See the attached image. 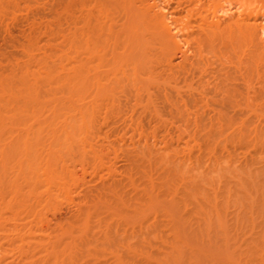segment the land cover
<instances>
[{"label": "bare ground", "instance_id": "obj_1", "mask_svg": "<svg viewBox=\"0 0 264 264\" xmlns=\"http://www.w3.org/2000/svg\"><path fill=\"white\" fill-rule=\"evenodd\" d=\"M29 3H31L30 0H0V18H6L4 23L8 22L7 19L13 22L15 17L17 18L15 13H18L19 7L22 8L23 4L26 10ZM54 3L51 24L48 25V22L46 24L44 21V28L42 26L44 24L41 25V21H39L40 24L38 22L41 17L38 20L33 17L36 22L32 21L31 26L28 19L26 28L31 26V29L28 30L29 32L26 29L27 34H23V40L15 43L18 47L17 50L14 49L15 53L11 50L12 53L8 56L6 54L5 57L4 53V55L0 54L2 55L0 58L3 57L0 59L2 60L0 61V237L2 236L5 243L7 239L10 240L9 233L13 237L22 235L18 236V239L15 236V241L10 240L6 245L4 244L7 249L9 247L13 251L16 248L20 249L19 246L25 237L22 232H28L20 228L37 222L34 221L35 219L32 221L34 217L30 218L31 222H29V218H25L26 214L33 216V210L36 211L39 205L53 201L58 196L67 195L69 192L68 183H74L77 179L74 175V167L72 170L70 168V165L73 166L70 163L74 162V159L83 166V162L86 163L90 159L86 158L90 151L95 164L98 162V165H102L103 156L107 157V155L101 156L99 150L103 149V142L105 144L103 140L107 138L100 140L101 143L98 137L101 139L103 133L105 136L109 135V130L114 129H109L110 126L116 125L115 123L118 125L121 115L124 117L121 116L122 121L124 119L127 124L131 119L130 123H135L137 121L133 118L138 120L140 115L134 117L132 112L137 109L143 118V114L147 113L149 119L155 118L157 122L166 123L160 121L164 119L160 116L163 112L161 108L159 112L155 103L157 102L158 105L159 99H172L171 92L176 98L186 93L185 97L187 96L190 103H201L197 108L198 111H202L199 106L207 103L204 98L206 99V92L209 89L211 91L208 96L212 93L215 96L219 95V98H216L220 99L221 105L230 106L227 107V112H229L228 109L231 112L232 108L234 111L235 109L238 111L241 106L243 108L244 105L239 103L243 102L245 106L248 101H250L249 104L253 103L249 96L257 98V101L259 98L261 100V93L264 92V74H262L264 71V4L261 2L55 0ZM36 4H39L37 0L34 1V5ZM31 7L33 8V2L29 8ZM45 11L47 14L48 10ZM10 15L15 16L12 18ZM39 34H44L46 38L43 39L45 36L41 35L43 36L41 37ZM249 62L256 65L253 67L254 69L256 67L255 72L253 68H250L253 74L257 73L256 71L259 72L262 65L263 71L260 70L261 74H255L257 78L254 77L257 81L249 78L254 75L247 76L246 68L251 67ZM244 64L247 66L245 67ZM179 80L182 84L181 81L178 82ZM253 80L258 83L261 92H258L257 84ZM252 83L256 87L255 91ZM251 91L253 92L251 94L260 97L249 95ZM176 98H173L174 104H171V106L174 105L171 108L173 111L175 107L178 109L183 104L177 107L180 103L176 106L175 103L179 101ZM238 98L245 101H238ZM183 100L184 97L179 102ZM208 100H210L209 97ZM131 103L133 106L130 105ZM169 103L170 101L167 102L168 105ZM127 104H129L128 107ZM122 106L125 107H123L124 112L127 108L129 114L122 113ZM205 106L209 105L205 104ZM129 107L134 109L130 111ZM186 107L183 106V108ZM209 107H205L207 111ZM177 109L174 115L177 113V118L183 117V113ZM198 111H194L193 114H198ZM237 111H235L237 114L233 113L236 117L240 113L236 119L229 115V117L223 116L221 113L226 112L221 111L217 113L219 115L216 116V121V112L214 114L211 111L214 118L212 120L209 114L210 119L208 117L207 119L212 121L208 126L204 124V127H201L203 125L200 122V126L193 127H196V131L193 130L195 133L198 131L197 134L202 128L204 131V134L202 130L200 131L204 138L199 136L202 140L199 139L203 145V153H205L201 156L198 150L194 151L197 147L200 149V145L195 144V137L193 138V135L190 139L186 137L189 140L184 141L186 139H184L186 135L184 131L179 132L180 134L178 133L180 130L175 131V134L179 136V138L176 137L177 142L174 140L175 143L172 142L171 136L172 140L168 138L156 140L158 137H154L155 131H152L154 127L151 130L153 133L147 134L149 136L140 134L139 139L136 137L138 141L136 139V143L130 141L128 146L135 148L136 145L143 144L147 153L145 160L142 154L139 155V159L142 158L139 161L143 160V162L132 160L136 164L132 163L133 169L136 168L137 171H135L142 174L141 180L138 177L140 175L134 178H139L136 180L137 183L134 182L136 185L133 184V179L130 180L131 175L128 174L130 177L128 176L129 181H127L131 186L130 189L132 188L129 189L132 195L131 192H127L125 198L122 195L123 188L119 189V185L115 183L113 185H117L118 188H109L110 192H113V197H110L112 200L98 195L96 201L93 200L92 206L85 207L84 210L82 207V210L75 214V220L70 217L73 223L66 228L62 226L64 228L61 227L59 233L55 237L52 236L51 240L40 236L44 238L43 242L38 239L37 234L38 241L28 234L24 240H28L27 242L35 240L39 243V245L35 244L39 248L34 244H30V247L33 245L38 248V251L40 250L37 251L38 256L42 254L41 262L45 264L48 261L49 264H84L78 261L87 259L93 262L96 260L94 264H98L99 257L103 256V253L106 257L108 254L111 261L108 260L110 263L113 261L114 264H264V122H258L261 119L264 120V117L254 112L253 107L251 109L247 106L245 111L251 112V115H248L254 117L253 114H255L258 116H255V119L259 118L257 122L252 118L255 123L251 124L253 121H250L247 113L242 109ZM190 114L192 115V112ZM197 114L193 115V118L197 119L195 116L203 115V112ZM130 115L131 119H127ZM185 117V120H189L187 115ZM115 118L118 122L114 120ZM198 119L200 121L201 118ZM124 121L123 123L126 124ZM140 121L143 120L140 118L138 122ZM199 121H194L193 124H199ZM138 122L137 126L139 124L142 127V122H140L141 125ZM129 124L124 125L127 131ZM135 126L133 129L137 131ZM141 127L138 130L141 131L144 128ZM181 133L184 135L182 136ZM110 134L115 139L112 138L113 144L119 138L115 144L120 143L121 147L122 145L124 148L127 147L128 144L124 139L128 136L122 138L123 136L120 135L123 133L120 132V137L117 134L118 138H116L113 132ZM230 149L235 151V154L240 153L241 157L233 155ZM236 149L241 151L237 152ZM193 152L197 154L193 156L197 157H191ZM113 154L115 156L114 152ZM205 155L208 165L205 162ZM236 156L240 159L238 160ZM136 157L138 156L134 158ZM204 162L207 166H202ZM134 166H139L142 170L139 171L138 167L134 168ZM82 168L81 170H84ZM103 169L100 170L103 172ZM106 170L108 171L109 168ZM136 172L132 173L137 175ZM83 176L88 175L82 173ZM96 193L99 194V192ZM106 193L108 194V192L102 194ZM54 204L49 203L51 207ZM44 205L42 208L47 209L49 206ZM46 209L44 211L49 212V209ZM98 212L106 214L109 221L107 217L104 218L106 222L102 220L104 223H101L99 219L98 222L103 225L99 227L97 224L99 229H95L96 222H92L94 219L92 215L98 217L101 214ZM35 213L38 214L37 211ZM38 215L39 218L42 217ZM21 216L28 221V224L22 220ZM44 219H41L42 223ZM22 221L25 222L24 225ZM92 223L95 227H92ZM39 225V233L42 235L44 234L41 229L43 225L40 222ZM35 226H31V230ZM57 226L55 229L52 228L55 233L58 232ZM93 228L97 230V233L99 230L98 235L92 232ZM52 229L51 234L54 233ZM7 232H9L8 236ZM119 233L122 234V239H118ZM150 235L152 236L149 238ZM43 236H46V233ZM46 239L48 242L45 241ZM130 240H133V243ZM16 241L20 242V245ZM17 245L19 246L12 249ZM25 247L28 249V245ZM2 249L0 246V250ZM20 251L21 249L19 250L21 254ZM31 251H29L30 254L36 252L31 253ZM10 253L12 254V251ZM22 256L25 258V254ZM104 257L103 259L106 260ZM88 260L86 264L93 263ZM4 261H6L5 257H1L0 264H5ZM17 261L19 260L15 262ZM29 261L33 260L28 258V262L21 260L18 264H30ZM39 262L37 261V264ZM31 263L36 264V262Z\"/></svg>", "mask_w": 264, "mask_h": 264}, {"label": "rangeland", "instance_id": "obj_2", "mask_svg": "<svg viewBox=\"0 0 264 264\" xmlns=\"http://www.w3.org/2000/svg\"><path fill=\"white\" fill-rule=\"evenodd\" d=\"M28 1H29V0H28ZM34 1H36V0H34ZM34 1H33V0H30L31 3H29L30 5H32V2H33V8H32V7L29 8L30 5L28 4L29 6H28V7L26 6L27 8H26V10H25V9L23 8L24 6H23V4H22L21 6H22L23 9H22L21 7H19V10H20V11L17 10L18 13L15 11V12H16L15 14H17L16 16H17L18 19L15 17V20L13 21L14 23H13L12 21L8 20V19L6 20V21H8V22H5V23H4V20H5L6 18H4V17H3V18H0V19H1L0 21L2 22V24H1V22H0V24H1V25H0V52H1L0 54H3V53H4V54H5V55L3 54L4 57L6 56V54H7V56H8V54H10V53H12V52L15 53V50H14V49H16V50L18 49L17 45L15 46V43H17L18 40H20V41L23 40V36H24L23 34H25V33L27 34V32H25L26 29H27V31H28L29 29H31V26H32L31 24H33V23H31L32 21H33V22H36L35 19L38 20V19L41 17L40 20H38V22L41 21V25H42V23H43L44 21H45V23L48 22V25L51 24V22H52V20H53V12H54L53 10L55 9V6H54V4H55L54 1H55V0H40V1L37 0V3H39V4L41 3L40 5H39V4H38V5H37V4L34 5ZM256 1H257V3H260V2H261V3L264 4V0H247V2H253V3L256 2ZM258 1H259V2H258ZM35 3H36V2H35ZM24 5H27V4H24ZM49 5H50V6H49ZM51 6H52V8H51ZM42 7H44L45 10H48V11H47V14H46V11H45ZM20 8H21V9H20ZM28 8H29V11H28ZM35 8H36V9H35ZM47 8H48V9H47ZM30 9H31V10H30ZM52 9H53V10H52ZM22 10H23L24 12H23ZM34 10H35V11H34ZM38 10H39V11H38ZM20 12H21V13H20ZM33 13H34V14H33ZM44 13H45V14H44ZM48 13H49V14H48ZM19 14H20V15H19ZM10 16L12 17V16H15V15H10ZM21 16H22V17H21ZM36 16H37V17H36ZM38 16H39V17H38ZM8 17H9V16H8ZM8 17H7V18H8ZM19 17H20V18H19ZM33 17H34L35 19H34ZM50 17H51V18H50ZM12 18H13V17H12ZM12 18H11V19H12ZM49 18H50V22H49ZM25 19H27V20H25ZM28 19H29L30 21H29ZM33 19H34V20H33ZM45 19H46V20H45ZM47 19H48V21H47ZM12 20H13V19H12ZM9 21H10V22H9ZM28 21H29L30 23H29ZM26 22H28L31 26H29L28 28H26V25L28 26V23L26 24ZM22 23H23V24H22ZM10 24H11V25H10ZM39 24H40V22H39ZM43 24H44V23H43ZM46 24H47V23H46ZM2 25H6V26H2ZM12 25H13L14 27H12ZM17 25H18V26H17ZM7 26H8V27H7ZM21 26H22V27H21ZM24 26H25V27H24ZM42 26H44V28H45V24L42 25ZM42 26H41V27H42ZM4 27H5V29H3ZM1 28H2V30H1ZM24 28H25V29H24ZM44 28H43V29H44ZM22 29H23V30H22ZM46 29H47V28H46ZM6 30H7V31L9 30V31L7 32ZM21 30H22V31H21ZM41 30H42V28H41ZM44 30H45V29H44ZM44 30H43V31H44ZM1 31H2V32L4 31V32L2 33ZM5 31H6L7 33H6ZM18 31H19V32H18ZM29 31H30V30H29ZM29 31H28V32H29ZM17 32H18L19 34H18ZM22 32H23V33H22ZM44 32H45V33H44ZM44 32H43V33L46 35V30H45ZM4 33H6V35H5ZM21 33H22V34H21ZM40 33H42V32H40ZM14 34H15V35H14ZM20 34H21V35H20ZM44 34H39V36L44 35ZM8 35H9L11 38L8 37ZM45 35H44V36H45ZM46 36H47V35H46ZM46 36H45V37L41 36V37H43V39H45ZM6 38H8V39H6ZM17 38H18V39H17ZM48 38H49V37H48ZM11 41H12V42H11ZM20 41H19V42H20ZM43 41H45V40H43ZM9 43H10L11 45H10ZM43 43H45V42H43ZM50 43H53V42H50ZM9 47L12 48V49H10ZM13 47H15V48H13ZM1 50H2V51H1ZM11 50H12V52H11ZM18 51H19V50H18ZM7 52H8V53H7ZM16 52H17V51H16ZM1 56H2V55H1ZM1 56H0V57H1ZM0 59H3V57L0 58ZM0 61L2 62V60H0ZM249 63H250V62H249ZM249 63H248V64H249ZM256 64H257V63H256ZM244 65H245V64H244ZM252 65H253L252 63H250V66H251V67L247 66V64L245 65V67L247 66V68H246V70H247V71H246L247 76H253V75H254L253 77H249L250 79H251V78L254 79L255 74H259V73L261 74V71H263V70L261 69V68H262V65H261L260 69L257 67V68L259 69V72L256 71L257 73L253 74V72H255L254 70H256V67H255V69H254L253 67L256 66V65H253V66H252ZM248 68H249V69H248ZM250 68H251V69L253 68V72H252V73H251L252 70H251ZM244 69H245V68H244ZM258 69H257V70H258ZM263 69H264V68H263ZM250 70H251V71H250ZM260 70H261V71H260ZM263 72H264V71H263ZM263 72H262V74H264ZM251 74H252V75H251ZM255 78H257V75H256ZM254 80L257 81V79H254ZM254 80H253V82H256V81H254ZM180 81H181V80H179L178 82L180 83ZM181 84H182V81H181ZM256 84H257V89H259V88H258V83H257V82H256ZM177 85H180V84H177ZM252 85L254 86L253 83H252ZM179 87H180V86H179ZM254 87H255V86H254ZM254 87H253V89H254V91H255V90H256V87H255V88H254ZM263 87H264V86H263ZM253 89H252V91H253ZM260 89H261V88H260ZM260 89H259V91H258V90H257V91H258V92H261ZM263 89H264V88H263ZM182 90H183V89H182ZM183 91H184V90H183ZM209 91H211V90L208 89V91H207L208 93L206 92V99L208 100V97H209L210 100H208V101H210V103L204 98L205 102H207L208 104H207V103H204V104H202L201 106H199V107L202 109V111H198V108H197L198 105L201 104V103H196L197 106H196V104H192L193 102L190 103L191 101L188 100L187 96L185 97V95H186L185 92H184V93H185L184 96H183V94H181V96H180L181 99H180V97L176 98L175 95H174V93H172V92L170 93V92H169L170 95L172 94L171 96H172L173 98H176V99H177V101H178V100H179V101L182 100V97H184L183 102H179V101H178V102L175 103L176 106L180 103L177 107H179L182 103H183V104L185 103L184 105H183V104L181 105L182 108H181V106L179 107L180 109H179V108L177 109V108L175 107V109H177L178 111H180V112L183 113V114L181 113L183 117H180V118H179V117H178V118L176 117L177 113L174 115V111H175V109H174V111H173V109H171V108H173V106H174V105L171 106V104H174V102H173L174 99H173V98H172V99H171V98L168 99V100L170 101V103H169L170 105L167 104V102H169L167 99H166V100H167V101H166L165 99L162 100V99H159V98H158V99H159V100H158L159 104L157 105V102L155 101V102H156V103H155V106H158V108H159V112H160V108H161V111H162L163 113L161 112L162 115H160V116H161L162 118H164V119H162V118L160 117V119H162V120H160V121H164V122H166L167 124L169 123L168 125H167L166 123H163V122L160 123L159 121H158V122H159V123H158V122H157V119H155V118H150V119H149V115H147V113H144V114H143V116H144V118H145V119H144V118L141 116V114L138 113L137 109H134V107H132V108L129 107V109L131 108L130 111H132V109H134V111L132 112L133 114L130 112L134 117H137L138 115H140V116L138 117V120H139L140 118H141V120H143V121H140V122H142V125H143L142 127H144V128H142L141 126H139V124H138V126H137V122H138V120H137V118H136V119L133 118V116H132L133 120H134V121H137V122H135L136 124H135L134 122H133V123H132V122L130 123V121L132 120V119H131V115H130V118L127 117V119H131V120L129 121L130 124L128 123V124H129V128H130V130H129V128H128V131H127V129H125L126 127L124 126V125L127 124V122L124 121V119H123V121L126 122V124L123 123V121H122V117H123V116H122L121 113H120V115H121L122 117H121V116L119 117L121 120L118 119V120H119V123H120V124L118 123L119 126H118L117 123H115V121H114V123H115L116 125H114V126L111 125L112 127L110 126L109 129H112V128H114V129H112L111 131L109 130V135H106V136H107V137H106V136L104 135L105 133H103V136H105V137L102 136V138H101V136H100L101 139H99V137H98V141H100V140L102 141L103 138H104V139L107 138V139L103 140V141H105V144L107 143V144L105 145L104 142H103V144H102V146L104 145V146L102 147L103 149L101 150V148L99 147V148H100L99 153L101 154V156H103L104 154L107 155V157H106V156H103V159H102V162H103V163H102V165H101V164L98 165V162H97V164H95L96 162H94V160H92V159H93V158H92V157H93V154H90V151L87 153L86 158L88 157L87 159L90 158L91 160L89 159L90 162H89V160L86 161V163L83 162V166H82L81 164H80V165L78 164V161H76L77 159H76V160L74 159V162H77V163L75 164V163L72 161L70 164H73V166L70 165V164H69V165H70L71 170H72V168L74 167V168H73V170H74V175H76L75 178H77V179H76V181H74V183H73V182L68 183L69 192L67 193V195H62V196L60 195L61 197L58 196L55 200H53V201H49V202H45L46 204L43 203V204L39 205V208H36V211L38 212V214H40V216H42V217H40V218H41V219H42V218H43V219L46 218V219H44V220H45L44 222H47V223H46L47 225L44 224V222H43V223L41 222V219L38 217L39 215L35 213V212H36L35 210H33V213H34L33 216H32L31 214H30L31 217H29L30 215H28V214H26L27 216H25V215H23V216H25V218H29V222H31V219H30V218L34 217V218L32 219V221L35 219L34 221H37V222H36V223H35V222H32V223H33V224L35 223L37 227L35 226V224L33 225L32 223H29V225L31 224L30 227H31V226H35L36 229H35V228L33 229V227H32V230H31V228L29 227V225H25L26 228H25V227H22V228L19 227V228H20L21 230H23V231L28 230V232H29V230H30L29 233H28V232H26V233H25V232H24V233L22 232V234H23L25 237L27 236V234H28V236L31 235V236L33 237V239L36 238L35 240H37V241H38V239H41V240L43 241L45 237H47V238H49V240H51L52 236L55 237V236L57 235V233H59V229H61L62 226H64V227L66 228L67 225L69 226L70 223H73V221H70V219L72 218V220H75L76 215L78 214L79 211L82 210V207H83V210H84V209H86L85 207L88 208V207L92 206L91 204H93V202H94L93 200L96 201V197H97L98 195H99V196L102 195L101 197H102V198H105V199H107V200H112V198H110V197H113V195H112L113 192L111 193L110 190H109V188H110V189H111V188H118L117 185H119V189L122 187L123 190H124V191H123V190L121 189V190L123 191V192H122V193H123V194H122L123 196H125V194H127V192L130 193V192H131L130 190H131L132 188L130 189L131 186H130V184L128 183V181H129V180H128V179H129L128 176L130 177V175H131L130 180L133 179L132 182H133L134 185H136V183H137L136 180L139 179V178H140L139 180H141V175H142L141 173L138 174L139 172H136L137 170H136L135 167H138L139 171H141L142 168H139V166H134L135 169H133L132 166H133V165H136V164L134 163L135 160L139 161V160L142 159V158L139 159V155L141 156V154H142V156L144 157V160H145V158L147 157V153H146V149H145V147L142 146L143 144H140V146H139V145H138V146L136 145L135 148H130V147H128V146H130L129 143H130V141H135L136 137L139 139L140 134H142V135H145V134H146V135H147V134L149 133V135H150L151 133H153V132H151V130H152L153 127H154V128H153L152 131H155V133L157 132L156 134L154 133V137H156V138L158 137V139L155 138V139L158 140V141H159V139H164V140H165L166 138L171 139V137H172V139H173V140L171 139L172 142H174V140L176 141L177 138H179L178 134H177V135L175 134V133H176V132H175L176 130H177V131L180 130V131H178V133L184 131V133L186 134V135H184V133H183V135H184V139H185L186 137L190 139V138H192L191 136L193 135V138L195 137V139H196V140H195V142H196L195 144H196V145H200V149H202L201 152H200L199 147H197V149H194V148H193L194 151H195V150H198L200 156L203 155V154H205V153H203L204 150H203V145H202V142H201V141H202L201 138L203 139L204 137L201 135L202 132L200 133V131H201L203 128H202V129L199 128V129H201V130H200L199 133L197 134L198 131L195 133V131H196V127H195V128H193V127L196 126V125H197V126H200V122H201V124L203 125V126H201V127H204V124H205V126H208V124L213 120L214 116H213V118H212V114H213V113L215 114V112H216V114H217V113H220L221 111H222V112H226V113H228V114H226V113H225V114H224V113H221V114H223V116L225 115V116H227V117L232 116V117L235 118V119L240 115V113H239V114L237 115V117H236V116H233L234 114H237V113L235 112V111H237V109H235V111H234L232 107H231V108H232V109H231L232 115H231L230 109H228L229 112H227L226 109H227V107H228L229 105H228L227 107H225L226 105H225V106H222L221 103H220V101H219L220 99L217 100V98H219V95L215 96V94L212 93V94H210V95L208 96V94L210 93ZM252 91L250 92L249 95H252V96H253L254 94H256V92L253 91L254 94H251V93H253ZM181 93H182V91H181ZM257 94L260 95V93H257ZM261 94L264 96V92L261 93ZM170 95H169V97H171ZM262 95H261V97H262L261 100H260V98H259L260 96L258 97L257 95H254V96H256V97L259 98V101H257V100H258L257 98H255V97L252 98V97L249 96V99L251 98V101H252L253 103H255V104H253V103L249 104L250 101L247 102V100H249V99H247V100H246V102H247V103H246V106H245V103H243V102H242L243 104H242V103H239V105H244L245 107L243 106V108H245V109H246L247 106H248V107H251V109H252V107H253V108H254V112H257V114L260 113V114H262V115H260V116H263V117H264V109H262V108L264 107V97H263ZM207 96H208V97H207ZM211 96H212V97H211ZM213 96H214V97H213ZM216 97H217V98H216ZM186 98H187V100H186ZM211 98H212L213 100H212ZM170 99H171L172 101H171ZM176 99H175V100H176ZM252 99H254V100H252ZM202 100H203V99H202ZM217 101H218V103H217ZM238 101H245V100H244V99H239V98H238ZM256 101H257V102H256ZM261 102H262V103H261ZM187 103H189V104H187ZM211 103H212V104H211ZM205 104H206V105H209L210 107H209V106H205ZM216 104H218V105H216ZM130 105L133 106L132 103H131ZM186 105H187L188 107H186ZM203 105H204V108H205V107H206V108L209 107V111H207L206 108L204 109V108H203ZM249 105H250V106H249ZM261 105H263V107H261ZM126 106L128 107L129 104H127ZM183 106L186 107V108H183ZM190 106H191V107L194 106V107H193L194 109L191 108ZM218 106L221 107V108L219 109ZM123 107H124V106H122V108H123ZM168 107H169V108H168ZM189 107H190V108H189ZM211 107H212V108H211ZM223 107H224V108H223ZM229 107H230V106H229ZM122 108H121V109H122ZM124 108H125V107H124ZM124 108H123V112H122V111H121V112L124 113V114H126V112H128V111H127V108H126V112H124ZM158 108H157V110H158ZM163 108H164V109H163ZM167 108H168V109H167ZM195 108H197V109H195ZM243 108H242V106L239 107V108H238V111H239V109H242V111H244L245 113H247V115H248V114L251 115V114H250L251 112L248 113V111H245V109H243ZM138 109H140V107H138ZM183 109H186V111H187V109H188L189 112H188V111H187V112H186V111H183ZM210 109H211V111H212L213 113L210 111ZM214 109H216L215 112H214ZM217 109H218L219 112L217 111ZM224 109H225V111H224ZM135 111H136V112H135ZM167 111H168V112H167ZM194 111H195V112L198 111V114L196 113L197 115H199L200 112H201V113L203 112V115H204L205 119H203L204 117H203V115H201V114L199 115V116H201V117H199V116H195V117H197V119H196V118H193V115H196V114H193V113H195ZM205 111H206V112H205ZM233 111H234L235 113H234ZM238 111H237V112H238ZM175 112H176V111H175ZM184 112H185V113H184ZM191 112H192V115L190 114ZM204 112H205L206 115L204 114ZM207 112H208V114H207ZM136 113H137V115H136ZM161 113H160V114H161ZM186 113H187V114H186ZM229 113H230V114H229ZM233 113H234V114H233ZM124 114H123V115H124ZM128 114H129V112H128ZM148 114H149V113H148ZM163 114H164V115H163ZM209 114H210V116H209ZM214 114H213V115H214ZM216 114H215V121H216V116L219 115V114H217V115H216ZM145 115H146V117H145ZM165 115H166V116H165ZM186 115H187V117L189 118V120H185V118H186L185 116H186ZM228 115H229V116H228ZM249 115H248V116H249ZM253 115H254V117L249 116L250 121H251V120L253 121V122H251V124H252V123H255V122H257V120H259V118H257V120L255 119V116H256L255 114H253ZM124 116H125V115H124ZM147 116H148V117H147ZM208 116L211 117L212 120L209 121L210 118H209ZM125 117H126V116H125ZM150 117H152V116H150ZM184 117H185V118H184ZM202 117H203V118H202ZM207 117H208L209 119H207ZM256 117H258V116H256ZM117 118H118V117H117ZM123 118H124V117H123ZM166 118H167V119H166ZM169 118H170L171 120H170ZM181 118H182L183 120H185L186 123H185ZM198 118H201L200 121H199ZM252 118H254L256 121H255L254 119H252ZM125 119H126V118H125ZM147 119L149 120V122H147V121H148ZM152 119H154L156 122H155V121L153 122ZM168 119H169V120H168ZM176 119H178V120H177L178 122L176 121ZM114 120H116V118H115ZM150 120H151L152 122H151ZM165 120H168V121H165ZM174 120H175V121H174ZM180 120H181V121H180ZM192 120H194L195 122L198 120V121H199V122H198L199 124H197V123H196V124H193L194 121H192ZM202 120H203V122H202ZM204 120H205V121H204ZM206 120H207V121H206ZM262 120H263V119H261V121L259 120L258 122H260V123L262 122V123H263L264 120H263V121H262ZM116 121H117V120H116ZM120 121H121L122 123H121ZM170 121H171V123H170ZM208 121H209V122H208ZM254 121H255V122H254ZM112 122H113V121H112ZM117 122H118V121H117ZM140 122H138V123H140ZM172 122H173V123H172ZM179 122H180V123H179ZM187 122H191V123H187ZM147 123H148V124H147ZM184 123H185V124H184ZM123 124H124V125H123ZM128 124H127V125H128ZM132 124H133V125H134V124L136 125V126H135V125H134V126L137 127V128H136L137 131H135V130L133 129L134 126H132ZM144 124H145V125L147 124V125L145 126ZM149 124H151V125H149ZM165 124H166V125H165ZM190 124H191V125H190ZM121 125H122L123 127H122ZM127 125H126V126H127ZM140 125H141V123H140ZM163 125H164V126H163ZM172 125H173V126H172ZM178 125H179V126H178ZM263 125H264V124H263ZM149 126H150L151 128H150ZM169 126H170V127H169ZM139 127L142 128V129L140 128L141 131L138 130ZM163 127H165V129H164ZM173 127H174V128H173ZM177 127H178V128H177ZM190 127H191V128H190ZM115 128H116V129H115ZM147 128H148V129H147ZM170 128H171V129H170ZM180 128H181V129H180ZM131 129H132V131H131ZM155 129H157V131H156ZM162 129H163V130H162ZM184 129H185V130H184ZM189 129H190V130H189ZM193 129H195V131H194ZM118 130H119V131H118ZM159 130H160V131H159ZM172 130H174V132H173ZM187 130H189V131H187ZM116 131H118V132H116ZM133 131L136 132V133L133 134V133H132ZM158 131H159V132H158ZM165 131H166L167 133H166ZM185 131H186V132H185ZM193 131H194V134H195L196 136H195L194 134H192ZM202 131H203V130H202ZM107 132H108V131L106 130V133H107ZM110 132H111V133L113 132V135H115V137L117 136V134H118V136H119L120 132L124 134V135H123V134L120 135L121 137L123 136L122 138H126V137L128 136L126 139H124V141L126 142V144H128L127 147H128L129 149L126 147V145H124V146L126 147V148H124L123 145H122V147L120 146V143H119V144H115V142H118L117 140H119L118 136L116 137V138H118V139H117V140L114 142V144H113V139H114V138H113V136H111L112 134H110ZM130 132H131V133H130ZM168 132H169V133H168ZM172 132H173V133H172ZM107 134H108V133H107ZM138 134H139V135H138ZM165 134H166V135H165ZM179 134H180V133H179ZM203 134H204V131H203ZM131 135H132V137H135V138L130 137ZM136 135H137V136H136ZM149 135H147V136H149ZM181 135H182V133H181ZM183 135H182V136H183ZM110 136H111V137H110ZM120 136H119V137H120ZM167 136H168V137H167ZM170 136H171V137H170ZM188 136H189V137H188ZM199 136H200V137L202 136V137L200 138ZM162 137H164V138H162ZM176 137H177V138H176ZM196 137H197V138H196ZM198 137H199V138H198ZM112 138H113V139H112ZM129 138H132V139L129 140ZM187 138H186L184 141H186V140L188 141L189 139H187ZM94 139H95V138H94ZM138 139H136V140L138 141ZM199 139H200L201 141H200ZM109 140H111V141H109ZM114 140H115V139H114ZM122 140H123V139H122ZM126 140H127V141H126ZM94 141H95V140H94ZM98 141H97V143H98ZM101 141H100V142H101ZM108 141L110 142V145H109V142H108ZM150 141L152 142V140H150ZM100 142H99L98 144H101V143H102V142H101V143H100ZM176 142H177V141H176ZM133 143H134V142H133ZM135 143H136V141H135ZM174 143H175V142H174ZM112 144L114 145L113 148L111 147ZM191 144L194 145V143H191ZM181 145H182V144H181ZM106 146H107V147H106ZM115 146H117V148H114ZM182 146H183V145H182ZM182 146H180V148H181ZM194 146H195V145H194ZM141 147H142V148H141ZM118 148H119V150H118ZM122 148H123V149H122ZM115 149H116V150H115ZM140 149H141V150H140ZM142 149H143V150H142ZM97 150H98V149H97ZM103 150H104V151H103ZM109 150H110L111 152H110ZM122 150H124V151H122ZM125 150H126V151H125ZM180 150H181V149H180ZM237 150H238V149H236V151H237ZM118 151H119V152H118ZM229 151H231V153L233 152L231 149H230ZM239 151H241V150H239ZM239 151H237V152H239ZM104 152H105V153H104ZM113 152L115 153V156H114ZM117 152H118V153H117ZM125 152H126V153H125ZM143 152H144V153H143ZM99 153H98V155H100ZM106 153H107V154H106ZM116 153H117V154H116ZM131 153H132V156H134V157H135V156H138V157H136V158H138V159L132 157V156H131ZM241 153H242V152H241ZM244 153H245V152H244ZM134 154H136V155H134ZM194 154H196V153L193 152V154H192L191 157H194V158L197 157V156H193ZM199 154H198V155H199ZM238 154H239V155H238ZM252 154H253V152H252ZM108 155H109V156H108ZM123 155H125V156H123ZM196 155H197V154H196ZM233 155L240 156V153L235 154V151H234V152H233ZM242 155H244V154L242 153ZM91 156H92V157H91ZM113 156H114V157H113ZM126 156H129V157L131 158V161H130V158H128V157H126ZM237 156H236V157H237ZM247 156H248V153H247ZM247 156H245V157H247ZM115 157H117V158H115ZM206 157H207V156L205 155V159H206L205 162H206V164H207L208 161H207V158H206ZM240 157H241V156H240ZM105 158H108V159H105ZM113 158H114V159H113ZM237 158H238V157H237ZM243 158H244V157H243ZM243 158H241V160H242ZM115 159H116V161H115ZM146 159H147V158H146ZM201 159H204V158H201ZM239 159H240V158H238V160H239ZM85 160H86V159H85ZM103 160H104V161H103ZM105 160H106V161H105ZM107 160H109V162H108ZM112 160H113V161H112ZM128 160H129V161H128ZM132 160H134V162H133ZM194 160H195V159H193V161H194ZM203 161H204V160H203ZM88 162L91 163V164H89ZM104 162H105V163H104ZM110 162H112V163H110ZM128 162H129V164H128ZM130 162H131V163H130ZM140 162H143V160H142V161H139V163H140ZM205 162H204V164L202 163V164H203L202 166L206 165ZM79 163H80V162H79ZM81 163H82V162H81ZM107 163H110V164H107ZM132 163H133V165H132ZM74 164H75V166H74ZM77 164H78V165H77ZM84 164H85V165H84ZM87 164H88V166H87ZM93 164H94V166H93ZM111 164H112V166H111ZM97 165H98V166H97ZM105 165H106V166H105ZM207 165H208V164H207ZM207 165H206V166H207ZM80 166H81V167H80ZM91 166H92V167H91ZM101 166H102V167H101ZM103 166H104V169H103ZM82 167H83V168H82ZM86 167H88V168H86ZM100 167H101V168H100ZM144 167H147V166H144ZM200 167H201V165H200ZM81 168L84 169V170H86V171L84 172V170H81ZM92 168H93V169H92ZM97 168L103 169V172H104V173H103L102 170H100V169L97 170ZM108 168H109V170L107 171L106 169H108ZM130 168H131V170H130ZM203 168H204V167H203ZM91 169H92V170H91ZM113 169H114V170H113ZM201 169H202V168H201ZM93 170H94V171H93ZM96 170L98 171V173H96V172H97ZM110 170H111V171H110ZM135 170H136V171H135ZM75 171H76V172H75ZM91 171H92V172H91ZM100 171H101V172H100ZM105 171H107V172H105ZM133 171L136 172L137 175H135L134 173H132ZM109 172H110V173H109ZM112 172H113V174H112ZM114 172H115V174H114ZM130 172H131L133 175H132ZM82 173H84V175H88V176H85V177L83 176V177H82ZM92 173H93L94 175H93ZM101 173H102V174H101ZM77 174H78V176H77ZM95 174H96V175H95ZM100 174H101V175H100ZM110 174H111V176H110ZM128 174H130V175H128ZM97 175L99 176L98 178H97ZM104 175H105V177L107 176L106 179H105ZM113 175H114V176H113ZM119 175H120V176H119ZM138 175H140V176H138ZM80 176H81V177H80ZM123 176H124V177H123ZM126 176H127V177H126ZM136 176H138L139 178L137 177V179H134ZM108 177H109V178H108ZM110 177H111V178H110ZM116 177H117V178H116ZM78 178H79L80 180H79ZM92 178H93V179H92ZM99 178H100V179H99ZM114 178H115V179H114ZM119 178H120V179H119ZM122 178H123V179H122ZM82 179H83V181H82ZM97 179H99V181H98ZM104 179H105V181H104ZM110 179H111V180H110ZM117 179H118V180H117ZM77 180H79V182H77ZM88 180H89V181H88ZM102 180H103V181H102ZM124 180H125V181L128 180V181L125 183L126 185L123 184V183L125 182ZM134 180H135V181H134ZM139 180H138V181H139ZM100 181H101V182H100ZM116 181H117L119 184H118ZM120 181H121V182H120ZM75 182H77V183H76L77 186L74 185ZM80 182H81V183H80ZM83 182H84V183H83ZM87 182H88V183H87ZM110 182H113V183L111 184ZM134 182H136V183H134ZM139 182H140V181H139ZM71 183H72V185H70ZM86 183H87V184H86ZM89 183H91V184H89ZM101 183H102V185H101ZM115 183H116L117 185H113V184H115ZM127 183L129 184V188H127V187H128V184H127ZM131 184H132V183H131ZM81 185H82V186H81ZM112 185H113V186H112ZM71 186H72V187L74 186L73 188H76V189H73ZM80 186H81V187H80ZM86 186H87V187H86ZM99 186H100V187H99ZM101 186H103V188H102ZM115 186H117V187H115ZM89 187H90L91 189H90ZM92 187H93L94 189H93ZM105 187H106L107 189H106ZM125 187H126V188H125ZM87 188H88V189H87ZM100 188H101V190H100ZM89 189H90V191H89ZM125 189H126V190H125ZM127 189H128V190H127ZM129 189H130V190H129ZM92 190H93V192H92ZM98 190H99V191H98ZM105 190H106V191H105ZM70 191H71V192H70ZM74 191H75V192H74ZM118 191L120 192V190H118ZM88 192H89V193H88ZM96 192H99V194L96 193ZM105 192H108V194H107V193H106L107 195H106V194H102V193H105ZM109 192H110V193H109ZM69 193H70V194H69ZM94 193H95V194H94ZM120 193H121V192H120ZM86 194H87V195H86ZM90 194H91L92 197L90 196ZM96 194H97V195H96ZM109 194H110V196H109ZM68 195H69V196H68ZM103 195H106V196H103ZM128 195L131 196V195H132V192H131V195H130V194H128ZM86 196H87V197H86ZM94 196H95V198H94ZM107 196H108V198H106ZM129 196H127V197H129ZM72 197H73V199L71 200ZM82 198L84 199V201H81V200H83ZM109 198H110V199H109ZM125 198H126V196H125ZM66 200H68V201L65 202ZM56 201H57L59 204H58V203H55ZM61 201H62V202H61ZM69 201H70V202H69ZM63 202H64V203H63ZM47 203H48V204H47ZM49 203H50V204H51V203H53V204L55 203V204L52 205V207H51V206L49 205ZM67 203H68V204H67ZM70 203H71V204H70ZM84 203H85V204H84ZM44 204H45L46 206H45ZM57 204H58V206H60V207H58ZM69 204H70V205H69ZM76 204H77V205L80 204V205L77 206ZM43 205H44L45 207H47V206L49 205L51 208H50L49 206H48L47 209H46V208H42ZM81 205H82V206H81ZM85 205H86V206H85ZM54 206H56V207H54ZM79 206H80L81 208H80ZM79 208H80V210H79ZM45 209H46V210L49 209V210H48L49 212L44 211ZM75 209H76V210H75ZM77 209H78V210H77ZM39 210H40V213H39ZM50 210H51V211H50ZM53 210H54V211H53ZM43 211H44V212H43ZM70 211H71V212H70ZM45 212H46L47 215L45 214ZM76 213H77V214H76ZM94 213H95V212H94ZM94 213H93V214H94ZM96 213H97V212H96ZM98 213L100 214L101 212H98ZM75 214H76V215H75ZM35 215H36V217H35ZM44 215H46V216L44 217ZM71 215H74V216H71ZM96 215H98V214H96ZM105 215H106V214H105ZM105 215H104V213H101L100 216H99V215H98V217L95 216L96 218L93 217V215H92V218H94V219H92V222H93V221L96 222L95 225H96L97 228H96L95 225L93 224L94 222L92 223V224H93L92 227H95V229H99L97 224H99V227L102 226L103 224H100V222H101V223H102L103 221L106 222V220H104V218H106V217H107V218H106L107 221H109V217H108V216H105ZM23 216H21V217H23ZM102 216H103V218H102ZM70 217H71V218H70ZM73 217H74V218H73ZM100 217H101L102 219H101ZM36 219H38V220H36ZM99 219H100V222H98ZM22 220H25L24 217H23ZM27 220H28V219H27ZM66 220H67V221L69 220V221L66 222ZM95 220H96V221H95ZM102 220H103V221H102ZM25 221H26V220H25ZM42 221H43V220H42ZM39 222H40L41 225H43V226L41 227V229L44 230V231L42 230V232H44V234H42V235H41V233H39V229H40V228L38 227V226H40V225H39ZM63 222H64V223H63ZM97 222H98V223H97ZM19 223H20V222H19ZM22 223H23V225L25 224V222H23V221H22ZM26 223L28 224V221H26ZM56 223H59V224H56ZM67 223H68V224H67ZM103 223H104V222H103ZM20 225H21V223H20ZM48 225H49V226H48ZM57 225H59V226H57ZM27 226L29 227V229H28ZM45 226L47 227V229H46ZM56 226L58 227V228L56 229V230H58V232L56 231V233H55V230H54V229H55ZM64 227H62V228H64ZM49 228H50V229H49ZM52 228H54V229H52ZM51 229L53 230L52 233L54 232L53 234H51V231H50ZM93 229H94V228H93ZM95 229H94V230H95ZM21 230H20V232H21ZM46 230H47V231H46ZM48 230H49V231H48ZM94 230H92V232H94V233H96V234L98 235L99 230H98V233H97V230H95V231H94ZM35 231H37V232H35ZM9 232H11V231H9ZM9 232L6 233L7 236H8V233H9ZM47 232H48V233H47ZM30 233H32V234H30ZM38 233H39V235H38ZM45 233H46V236H43V235H45ZM36 234H37V236H38V239H37ZM33 235H34V236H33ZM50 235H51V236H50ZM15 236H17V235H14V237H15ZM18 236H22V235H19V234H18ZM18 236H17V239H18ZM24 236H23V237H24ZM40 236H42V237H44V238H41ZM49 236H50V237H49ZM151 236H152V235H150L149 238H150ZM11 237H12V239H11ZM14 237H13V235H12L11 233H9V237H8V238H10L11 241L14 240ZM23 237H22V239H23ZM25 237H24V239H25ZM39 237H40V238H39ZM54 237H53V238H54ZM118 237H119L118 239H122V238H121V237H122V234L120 235V233H119V236H118ZM15 238H16V237H15ZM27 238H28V237H27ZM20 239H21V238H20ZM24 239H23L21 245L19 244L20 242L17 243V241H16V243L19 244L20 246H19V245H17V246H13V248H12V249H14V247L16 248V247L19 246L20 249H21V251H20L21 254H20V253H19V250H20V249H17V248H16V250H14V251L11 250V249H9V247H8V249H7V246L5 247V245H6V243L9 242L10 240L7 239V241L4 243V241H3L4 239H2V236L0 237V246H2V248L5 250L4 252L2 251L3 249L0 250V256L3 257V258L5 257V260L8 262V263H7L6 261H4L5 264H14V263L18 264V262L21 261V260H22V261H27V262H28V258H29V260H33V261H29L30 264H34V263H31V262H36V264H37V261L39 262V259H40L39 264L43 263V262H41V261L43 260L42 257H41L42 254L39 253V254H41L40 257H39V256H38V253H37V251H38L37 249L39 248V246H38L39 243H38L37 241H35V240H34L35 242H34V241H29V242H27L28 240L25 241ZM33 239H32V240H33ZM153 239H154V238H153ZM41 240H40V242H41ZM150 240H151V239H150ZM155 240H156V239H155ZM14 241H15V240H14ZM18 241H19V240H18ZM24 241H25L26 243H25ZM45 241L48 242V239H46ZM132 241H133V240H132ZM132 241L130 240V242H132ZM153 241H154V240H153ZM157 241H158V240H157ZM33 242H34V243H33ZM43 242H44V241H43ZM43 242H41V243H43ZM47 242H46V243H47ZM150 242H151V241H150ZM23 243H25V244H23ZM27 243H28V244H27ZM132 243H133V242H132ZM154 243H155V246H154V247H156V242H154ZM4 244H5V245H4ZM30 244H34V245H35V244H38V245H35V246L38 247V248H36V247L33 246V245H31V247H30ZM152 244H153V242H152ZM157 244H159V242H157ZM27 245H28V249H27V247H25V246H27ZM23 246H24V247H23ZM5 248H6V249H5ZM35 248H36V250H34ZM25 249H27V250H25ZM10 250L12 251V254L10 253V252H11ZM31 250H32V251H31ZM9 251H10V252H9ZM23 251H24V252H23ZM29 251H31V253L34 252V251H36V252L30 254ZM39 251H40V250H39ZM39 251H38V252H39ZM15 252H16V255H15ZM35 253H36V254H35ZM105 253H106V252H105ZM4 254H5V255H4ZM18 254H19V255H18ZM23 254H25V258L22 256ZM3 255H4V256H3ZM20 255H21V256H20ZM35 255H36V256H35ZM100 255H102V254H100ZM100 255H99V256H100ZM16 256H17V257H16ZM19 256H20V257H19ZM34 256H35V257H34ZM37 256H38V257H37ZM104 256H105V255H104V253H103V256H101L102 258L99 257L100 262L98 261V262H99L98 264H101V263H105V264H114L113 261H112L113 263H112V262L110 263L111 259H109L108 254H107V257H108V258L105 256V257H106V260L103 259ZM1 257H0V258H1ZM13 257H14V258H13ZM18 257H19V258H18ZM22 257H23V258H22ZM33 257H34V258L37 257V259H34ZM105 257H104V258H105ZM32 258H33V259H32ZM38 258H39V259H38ZM110 258H111V256H110ZM17 259H18L19 261L15 262ZM41 259H42V260H41ZM91 259H92V258H91ZM99 259H98V260H99ZM108 259H109L110 261H109ZM13 260H14V261H13ZM34 260H35V261H34ZM36 260H37V261H36ZM87 260H88V259H87ZM87 260H82V261L79 260L78 263H79V262H82V263L86 264V261H87ZM94 260H95V259H94ZM102 260H103V261H102ZM9 261H10V262H9ZM83 261H85V262H83ZM88 261L93 262V260H88ZM95 261H96V260H95ZM95 261H94V262H95ZM101 261H102V262H101ZM106 261H108V262H106ZM94 262H93L92 264H94ZM23 263H24V262H23ZM25 263H26V262H25ZM87 263H88V262H87ZM19 264H20V263H19ZM27 264H28V263H27ZM43 264H45V262H44ZM46 264H49V261H48ZM88 264H89V263H88ZM90 264H91V263H90ZM139 264H140V263H139Z\"/></svg>", "mask_w": 264, "mask_h": 264}]
</instances>
